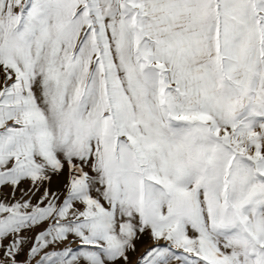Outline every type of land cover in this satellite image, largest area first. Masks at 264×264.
I'll return each mask as SVG.
<instances>
[{
    "label": "snow or ice",
    "instance_id": "1",
    "mask_svg": "<svg viewBox=\"0 0 264 264\" xmlns=\"http://www.w3.org/2000/svg\"><path fill=\"white\" fill-rule=\"evenodd\" d=\"M0 264H264V0H0Z\"/></svg>",
    "mask_w": 264,
    "mask_h": 264
}]
</instances>
